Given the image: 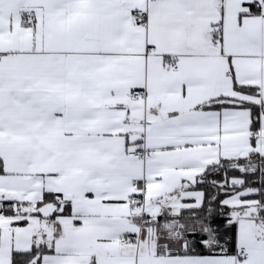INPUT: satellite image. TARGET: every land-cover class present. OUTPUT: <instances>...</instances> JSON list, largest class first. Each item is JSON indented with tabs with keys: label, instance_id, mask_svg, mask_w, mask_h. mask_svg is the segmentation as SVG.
I'll use <instances>...</instances> for the list:
<instances>
[{
	"label": "snow or ice",
	"instance_id": "obj_1",
	"mask_svg": "<svg viewBox=\"0 0 264 264\" xmlns=\"http://www.w3.org/2000/svg\"><path fill=\"white\" fill-rule=\"evenodd\" d=\"M0 264H264V0H0Z\"/></svg>",
	"mask_w": 264,
	"mask_h": 264
}]
</instances>
